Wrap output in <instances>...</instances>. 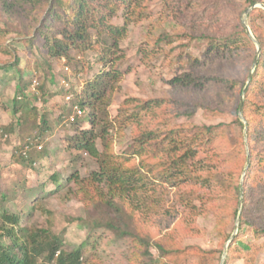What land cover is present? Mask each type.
Instances as JSON below:
<instances>
[{
  "label": "rangeland",
  "instance_id": "1",
  "mask_svg": "<svg viewBox=\"0 0 264 264\" xmlns=\"http://www.w3.org/2000/svg\"><path fill=\"white\" fill-rule=\"evenodd\" d=\"M31 1L26 7H20L23 16L28 15L26 19L29 20V16L39 13L37 22H51L49 17L46 18L48 12L44 14V5L41 8L43 12H37L33 6L46 0ZM250 1L134 0L128 16L127 34L120 41V51L109 55L114 66L123 73L110 92L104 119L100 111L97 117L99 130L103 126L107 129L106 139L112 143L116 154L121 155L131 149L138 134L146 126L159 131L162 129L163 133L169 129H178L189 135L197 130V126L222 124L221 129H224L226 135L212 145L210 162L203 160L198 164L203 171L211 170L213 185L207 180H199L197 176L193 181L166 185L159 176L165 159L163 149H151L145 157V164L140 169L147 175L145 179L149 187L144 189L145 194L142 193V196L149 208L140 214L142 219H138L137 228L150 237L152 257L145 254L144 247L132 238L120 237L104 226L94 227L77 220L83 217L91 223L89 220L96 218L100 222L107 221V217L117 219L114 210H110V213L105 208L97 209L87 197L86 192L92 190L89 178L99 166L97 159L86 152L67 147L78 129L90 126L87 112L86 118L83 116L79 122L71 125H66L62 118L68 113L65 107L70 109L65 103L66 95L73 92V100L80 97L79 93L84 91L87 79L94 78L96 73L105 69L102 62H97V55L105 44L95 46L99 43L96 42L97 37L100 39L96 30L90 31L94 34L93 42L85 53H78L77 49L71 48L69 55L73 60L52 58L50 67L55 75L44 70L45 73L40 71V74L34 75L33 68L27 72L29 76H38L39 81L45 80L46 88L60 89L61 96L60 100L53 99L48 104L38 103L40 109L44 106L51 111L55 129L51 134L44 135L46 152L38 156L41 162L37 167L30 170L22 167L18 161V146L25 139L22 137L29 134L21 135L20 127H16L14 132H8L7 141L0 138V191L12 187L10 183L13 178L20 180L23 185V188L15 191L14 199L15 207H19L17 212L21 213V221L14 228L18 236L22 234V227H47L51 234L57 236V254L59 251L72 253L83 244L79 264H221L226 245L228 249L231 248V252L230 259H225L224 264H264V233L260 234L261 237L254 233V227L264 228V171L256 158L258 153L264 155V149L259 147L258 142L255 143L257 149H252L254 166L249 172V140L245 136L246 149L233 147L236 140L242 139V131L245 135V129H242L237 118L244 124L246 119L243 111L244 119L240 117L238 107L241 99L246 107L245 99L250 96L246 94L248 79L256 68L253 65L257 45L243 30L247 9L250 10L245 22L251 35L257 41H264V0H256L253 4ZM93 3H97V0ZM2 7L0 65L11 63L15 56H23L26 61L36 63V53H39L37 49L42 44L36 39L38 36L34 40L35 47H29L28 41H25L38 31L33 30L27 34L19 21L16 23L18 26L7 24ZM50 17L57 26L54 32H59L63 28L65 16L54 14ZM110 20L112 24H122L124 18L120 13ZM189 74L192 77L200 76L197 85L183 86L175 81L187 78ZM1 77L2 70L0 133L3 127L16 121L15 118L11 119L8 108L11 107L15 82L5 80L2 83ZM51 79L54 80L53 88L49 84ZM64 79L69 84L68 89L64 86ZM35 90L40 95L39 85H36ZM138 103L151 106L134 117L131 112L136 111ZM41 138L34 140L41 141ZM97 144L104 150L101 140ZM244 151L248 166L247 161L242 162ZM138 161L139 158L134 160L133 165ZM195 169L199 171L198 167ZM52 175L58 178V182L52 180ZM70 177L71 181L67 182ZM231 177L239 183L242 197L246 192V204L242 202L240 211L241 194L236 200L234 189L225 186L226 180ZM31 189L33 194L29 197L25 193ZM181 195L200 209L186 210L181 206V199L185 198H181ZM235 209L237 212L234 213ZM238 214L240 223L237 233L231 239ZM243 220L247 222L241 226ZM8 228L10 225L0 218V244L11 245L16 238L7 234ZM157 242L165 248L164 251L159 252ZM57 254L54 259L46 260V252H42L36 263L58 264Z\"/></svg>",
  "mask_w": 264,
  "mask_h": 264
},
{
  "label": "trees",
  "instance_id": "2",
  "mask_svg": "<svg viewBox=\"0 0 264 264\" xmlns=\"http://www.w3.org/2000/svg\"><path fill=\"white\" fill-rule=\"evenodd\" d=\"M93 1L95 0L41 1L33 6L37 12L44 11V14L45 11L48 12L46 18L49 17L51 22L47 23L48 21L46 22L44 19V24L41 19L39 22L36 21L40 16L39 13L29 16V20L26 19L28 15L23 16L20 7H26L32 3L31 0H0V7L3 6L5 22L16 25L19 21L27 34L32 33L33 30L38 31L34 33V36L31 35L25 41H28L29 47L36 46L34 43L36 36H38L36 39H39V43L42 44V47L37 49L39 53H36L38 56L36 63H31V60L26 61L27 59L23 56H15L11 63H1L0 65L3 76L1 77V82L4 83L5 80L9 83L10 81L15 82L13 95L10 100L11 107L8 106V108L11 119L15 118L16 120L13 121L14 123L12 122L8 126L3 127L4 129L0 133V138L4 142L7 141L9 137L8 132H14L16 127H20L21 135L23 133L29 134L27 137H22L25 139L18 146V161L20 160L22 167L30 170H34L37 167L41 162L38 156L46 152L44 151V147H47L44 141L45 136L51 134L55 129L51 111L44 106L40 109L41 105L38 103L41 102L43 105L48 104L53 97L60 95V89L52 90L47 87L48 90H46L45 80L39 81L40 78L38 76L37 78L36 76H29L27 72L33 68L35 70L34 75L40 71L43 72V70L50 72L52 76L55 75L54 70L50 67L52 58L73 60L71 55H69L71 48L77 49L78 53H85L90 49L93 42L94 34L90 31L96 30L97 36H100V39L97 37L96 42L99 43L95 46L100 45V43L105 44L101 53L97 55V62H102L105 69L96 73L94 78L87 79L84 91L81 90L79 93L80 97L77 96L71 103L65 102L66 105L70 106V109L65 107L68 113L61 117L65 119L64 123L66 125L68 123L71 125L79 122L83 116L86 118L87 112L90 126L78 129L74 136L70 138L67 147L79 152H86L92 158L97 159L99 166L92 172L89 178L92 190L86 192L88 194L87 197L89 201L95 204L97 209L105 208L107 212L114 210L117 219L113 220L111 217H107V221L100 222L96 218V220H89L91 223L88 222L87 218L83 217H79L77 220L94 227L104 226L113 230L120 237L132 238L133 241L144 247L143 252L145 254L152 257V254H150L152 247L150 237L144 233L142 234L137 228L138 219H142L140 214L146 212L149 208L144 203V196H142V193L145 194L144 189L149 187L148 180L145 179L147 175L142 173L140 169V166L145 164V157L151 149H163L165 159L161 164L162 169L159 172V176L166 185H179V182L193 181L192 179L195 176L199 180H207L213 185L211 170L205 169L203 171L198 164L202 163L203 160L206 163L210 162L212 159V145L224 139L226 135L224 129H221L222 124L197 126V130L189 135L178 131V129H169L166 133H163L162 129L159 131L146 126L138 134L137 141L135 145L131 146V149H128L127 152L125 151L121 155L115 153L112 143L106 139L107 129L103 126L99 130L97 115L100 111L102 119H104L103 115L106 113L110 92L115 88L116 82L121 78L123 73L121 69L114 66V61L109 55L120 51V41L127 34L128 16L131 13L130 8L134 0H97L95 4ZM250 2L253 4L256 0H251ZM43 5L45 9L46 7L48 8L41 11ZM65 11L67 13H64ZM120 13L124 18L123 23L112 24L110 18L117 17ZM54 14L58 15V17L61 15L65 16L62 22L63 28L59 32H56L57 30L54 32V27L57 26L53 24L55 21L50 17ZM243 30L246 33L245 28ZM108 40H111V42L109 43ZM258 41L260 44V54L256 68L246 89V94L252 97L249 96L247 100L245 99L246 107L244 103L242 107L247 127L245 128V124L240 118H237L242 129H245V135L242 131V139L236 140L233 145L236 149H246L245 136L249 140L247 146L250 149L249 172L252 170V166H254L255 156L252 149H257L255 143L258 142L260 144L259 147L264 149V41L260 39ZM199 80L200 76L193 75L192 77V74H189L187 78L175 81L178 85L185 86L197 85ZM34 81L38 82L40 95H37V90L33 91L32 86ZM49 84L53 88L54 80L51 79ZM74 104L79 105L83 110V115L76 116L74 121H71L69 117L73 113ZM149 106L151 105L148 103H138L135 106L136 111L131 112L132 116L137 117L138 114H141ZM246 112H249V115H246ZM37 138H41L42 140H34ZM98 140H101L104 150L98 147ZM39 143L42 144L41 149L37 148ZM201 153L203 154L202 157L200 156ZM137 158H139V163L133 165L134 160ZM256 158H258L261 170L264 171V155L258 153L256 154ZM246 161L247 155L244 151L242 162L245 163ZM195 167H198L199 171H196ZM1 171L2 166H0V178ZM52 180L58 182V178L54 175H52ZM19 181L13 178L10 183L12 187L3 188L0 191V218L10 225V228L6 229L7 234H12L16 237L13 239L11 245L0 244V264H37V258L42 252H46V260H52L56 256L57 250H59L58 239L56 235L50 233L47 227H22L20 229L22 234L20 236L16 234L14 228L21 221V213L17 212L19 207H15V191L17 188L23 186ZM68 181H71V177L67 179ZM225 186L226 188L234 189L235 198L238 200L241 191L239 183H236L233 177H231L226 180ZM32 190L27 191L25 194L30 197L33 194ZM182 197L185 196L181 195ZM245 200L246 192L243 193L242 197V202L246 204ZM181 202V206L185 207L186 210L200 209L198 205H194L186 197L182 198ZM3 203L6 204L5 207L2 206ZM235 212H237V209H235ZM244 222L246 223L247 221L243 220L241 226ZM254 233L261 237L260 234L264 233V228L254 227ZM20 240H22L21 243ZM156 246L159 248V252L165 250L160 242H157ZM82 249L83 244L72 253L66 254L60 251L57 257L58 264H79L82 257ZM228 250L229 254L226 261L230 259L231 248ZM160 256L164 257L162 254ZM158 258L155 259L158 260Z\"/></svg>",
  "mask_w": 264,
  "mask_h": 264
},
{
  "label": "water",
  "instance_id": "3",
  "mask_svg": "<svg viewBox=\"0 0 264 264\" xmlns=\"http://www.w3.org/2000/svg\"><path fill=\"white\" fill-rule=\"evenodd\" d=\"M253 6V5H252ZM262 6L264 7V4H262ZM249 10L250 9H247L246 10V16H245V18H244V25H245V28H246V31H247V33L251 36V38L253 39V41L256 43V45H257V55H256V59H255V61H254V65H253V67H256V65H257V62H258V58H259V54H260V48H259V44H258V41L253 37V35H251V31H250V29H249V27L247 26V24H246V22H245V20L247 19V13L249 12ZM250 79H251V75L249 76V79H248V81H250ZM244 92H245V88L243 89V94H244ZM242 107H243V100L241 99V103H240V107H239V114H240V117L242 118V119H244L243 118V115H242ZM245 121V120H244ZM247 127V123H246V121H245V128ZM248 164H249V161H247V166H248ZM241 197H240V203H239V211L241 210V206H242V190H241ZM239 223H240V215L238 214L237 215V223H236V227H235V230H234V233L232 234V236H231V239H233L234 238V236H235V234L237 233V230H238V226H239ZM227 249H228V246L226 245V247L224 248V252H223V256H222V261H221V264H224V262H225V259H226V256H227Z\"/></svg>",
  "mask_w": 264,
  "mask_h": 264
},
{
  "label": "built area",
  "instance_id": "4",
  "mask_svg": "<svg viewBox=\"0 0 264 264\" xmlns=\"http://www.w3.org/2000/svg\"><path fill=\"white\" fill-rule=\"evenodd\" d=\"M66 69L69 70V67L67 66ZM64 80H65V79H64ZM63 83H64V86H67V89H68V88H69V84H68V82L65 80V81H63ZM37 84H38V82H37V81H34L33 86H32V88H33L34 90H35ZM73 95H74V94H73L72 92H69V94L66 95L65 99H66V101H67L68 103L72 102V100H73L72 98L74 97ZM82 115H83V110L79 107L78 104H74V106H73V113H72V115H70L69 119H70L71 121H74V119H75L76 116H82ZM0 137H1V136H0ZM37 148H38V149H41V148H42V144L39 143V144L37 145Z\"/></svg>",
  "mask_w": 264,
  "mask_h": 264
},
{
  "label": "crops",
  "instance_id": "5",
  "mask_svg": "<svg viewBox=\"0 0 264 264\" xmlns=\"http://www.w3.org/2000/svg\"><path fill=\"white\" fill-rule=\"evenodd\" d=\"M61 96L60 95H56L55 97H53L51 100L53 99H57V100H60Z\"/></svg>",
  "mask_w": 264,
  "mask_h": 264
},
{
  "label": "clouds",
  "instance_id": "6",
  "mask_svg": "<svg viewBox=\"0 0 264 264\" xmlns=\"http://www.w3.org/2000/svg\"><path fill=\"white\" fill-rule=\"evenodd\" d=\"M73 93V92H72ZM73 101V100H72ZM71 103V102H70ZM74 106V105H73ZM58 252V251H57ZM60 252V251H59ZM57 254V253H56ZM59 253L57 254V257H58Z\"/></svg>",
  "mask_w": 264,
  "mask_h": 264
}]
</instances>
